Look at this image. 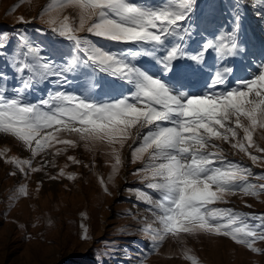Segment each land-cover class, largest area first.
Instances as JSON below:
<instances>
[{"label":"snow or ice","instance_id":"1","mask_svg":"<svg viewBox=\"0 0 264 264\" xmlns=\"http://www.w3.org/2000/svg\"><path fill=\"white\" fill-rule=\"evenodd\" d=\"M25 2L19 0L11 11ZM196 5L197 0H49L36 18L69 43L71 51L61 63L44 58L23 33L17 41L20 50L6 59L13 37L0 30V60L11 70L0 69V136L14 138L30 154L6 157L5 150L0 158L14 166L12 176L45 172L52 181H75L76 173L65 171L69 164L48 174L46 169L56 165L46 157L81 144L92 152L102 147L113 162L107 182L100 177L99 184L110 195L108 183L125 166L127 146L130 162L143 165L132 173L142 187L128 191L151 214L152 222L141 221L138 231L150 236L153 252L169 236L182 242L184 236L203 234L264 254L256 246L264 242V213L216 206L227 204L229 196L259 200L264 195V182H253L264 181V174L228 159L231 150L264 166V147L254 139L258 131L264 133V58L250 79L236 80L234 86L229 81L235 68L227 62L249 55L240 39L241 19L252 6L264 19V0H233L231 29L190 48ZM68 9L74 15L64 14ZM30 22L18 18L21 25ZM114 45L131 47L114 50ZM137 58H150L154 67L139 65ZM85 70L109 77L108 87L121 90L119 98L99 101L63 90L70 74ZM9 76L15 81L10 88ZM195 77L205 78L200 95L185 91L186 82ZM41 84L56 90L31 102L28 93ZM37 157L41 162L33 166ZM67 161L82 163L72 155ZM27 195V186L21 185L12 199ZM81 228V239H88V229ZM182 256L189 264H202L189 249Z\"/></svg>","mask_w":264,"mask_h":264},{"label":"rangeland","instance_id":"2","mask_svg":"<svg viewBox=\"0 0 264 264\" xmlns=\"http://www.w3.org/2000/svg\"><path fill=\"white\" fill-rule=\"evenodd\" d=\"M49 0H27L20 4L15 11H11L19 0H0V20L9 23L18 22L23 16L26 21H37L36 18ZM256 9L248 12L249 21L257 16ZM64 14L74 15L72 9ZM45 24V23H43ZM254 26L253 23H251ZM47 25V24H45ZM257 28L252 30L253 35L247 37L246 47L249 55L228 60L235 72L230 78L229 86H234L239 79H250L256 72V65L264 58V19H260ZM259 27V28H258ZM258 30V31H257ZM255 33V34H254ZM81 35H84L83 33ZM208 39V38H204ZM201 41L194 42L190 48H196ZM103 43V42H101ZM131 46L114 45V50ZM61 54V52L59 53ZM208 62H212V54L207 55ZM136 63L145 68H153L154 63L150 58H137ZM83 85L90 81V74L83 76ZM102 86L95 88L92 95H86L77 84L70 82L64 91L103 101L105 99H117L121 94L120 89L108 87L110 78L98 73V82ZM205 78L195 77L186 82L185 91L191 95H200L204 90ZM49 90H56L53 85L47 84L44 89L34 90L28 95L31 102H36L47 96ZM10 94V93H9ZM258 131L254 139L264 147V139H261ZM228 149V145H224ZM6 151V157L17 156L28 158L30 154L11 137L0 136V151ZM72 155L82 161L80 165H72L67 161V156ZM122 156L125 166L115 177L112 183H108L110 195L105 194L99 184V178L107 177L111 173L112 157L106 154V149L100 147L94 152L86 150L81 144L74 150L55 156L49 155L46 159L54 160L56 167L49 166L48 174L55 175L58 169L65 164L69 166L66 172H74L77 175L75 181L61 178L56 181L48 179L45 172L31 173L25 177L19 173L9 175L14 166L5 162L6 158H0V264H61L67 260L76 259L79 255H94L98 258L103 255H118L113 250L121 246L119 242H127L131 248L127 252L136 251L137 255L126 257L121 264H189L182 256L184 249L191 250L202 264H264V254H254L244 246L236 245L228 238L210 237L207 235L184 236L182 242L168 237L159 247L157 252H151L149 256L137 250L134 240L142 241L146 246L151 245L150 236L138 231L141 221L152 222L150 212L146 211V205L138 202L135 195L128 189L142 187L137 175L133 171L142 167L141 163L130 162V149L125 146ZM228 159L242 162L253 169L254 174H264V166L252 165L243 154L232 155L229 150ZM41 160L37 157L33 166H38ZM87 164L89 167H84ZM42 181V183H41ZM262 183L264 181H255ZM26 185L28 195L12 199L15 190ZM227 204H218V207H232L236 210L255 213H264V195L259 200L253 197L241 195L227 197ZM251 205L246 207L245 205ZM84 225L88 229V239H81ZM157 227L156 224L152 225ZM133 240V241H132ZM257 247L264 249V242H257ZM102 253V254H101ZM118 259V258H115Z\"/></svg>","mask_w":264,"mask_h":264},{"label":"trees","instance_id":"3","mask_svg":"<svg viewBox=\"0 0 264 264\" xmlns=\"http://www.w3.org/2000/svg\"><path fill=\"white\" fill-rule=\"evenodd\" d=\"M253 8L257 10L256 6L244 9V15L241 19L240 39L243 43H246L247 37L253 35L252 30L257 28L255 24H258V21L261 19L257 17V20L253 18L252 21H249L247 14ZM232 12L233 0H197L196 9L192 21L190 22V26L193 29V39L188 42L189 46L192 47L194 42L201 41L202 38H212L214 34L218 35L220 31L230 30L232 27ZM251 23H255L254 26H252ZM0 30L8 32L9 36L13 37L10 46L12 51L6 56V59L9 60L12 58L13 53L20 50L17 43L20 33L25 34L35 46L41 49L44 58H50L56 63H61L63 59H67V54L71 51V47L67 41L57 38L51 30L48 29V26L41 22L33 21L21 25L18 22L9 23L0 20ZM60 52L61 54H59ZM0 55H3V53H0ZM0 69L4 72L11 71L9 67L5 65L4 60H0ZM87 72L90 74V81L83 85V78L81 76ZM69 79L73 84H77L86 95H92L96 89L92 88L91 84L93 81L98 82V73L92 74L85 70L70 74ZM13 83H15V81H12L11 76H9V88ZM46 85L47 84H41L35 90H42ZM33 92L34 91H30L28 95ZM134 242H136V249L144 253L143 256L147 257L153 252L151 250V245L146 246L139 240H134ZM119 244L122 245L124 249L121 250V246L116 247V249L113 250L114 253H118L116 256L103 255L102 253L101 258L93 254L87 256L79 255L76 259L67 260L61 264H121L124 263V259L130 256V254H132V256L137 255L136 251L127 252V249L131 248L127 245V242H119Z\"/></svg>","mask_w":264,"mask_h":264}]
</instances>
